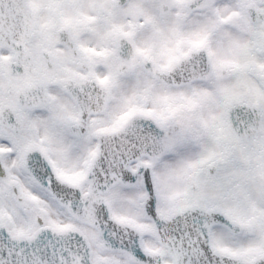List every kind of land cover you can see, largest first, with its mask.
<instances>
[{
	"label": "snow or ice",
	"instance_id": "6c2138e0",
	"mask_svg": "<svg viewBox=\"0 0 264 264\" xmlns=\"http://www.w3.org/2000/svg\"><path fill=\"white\" fill-rule=\"evenodd\" d=\"M0 264H264V0H0Z\"/></svg>",
	"mask_w": 264,
	"mask_h": 264
}]
</instances>
